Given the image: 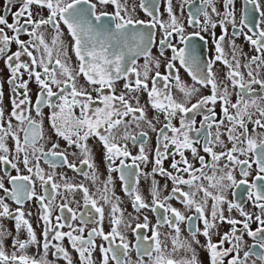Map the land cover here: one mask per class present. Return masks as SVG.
<instances>
[{
	"label": "snow or ice",
	"instance_id": "6c2138e0",
	"mask_svg": "<svg viewBox=\"0 0 264 264\" xmlns=\"http://www.w3.org/2000/svg\"><path fill=\"white\" fill-rule=\"evenodd\" d=\"M235 2L4 0L0 264H264V5L244 0L237 22ZM202 32L214 44L206 59ZM32 201L39 234L24 211Z\"/></svg>",
	"mask_w": 264,
	"mask_h": 264
},
{
	"label": "flooded vegetation",
	"instance_id": "af4514ba",
	"mask_svg": "<svg viewBox=\"0 0 264 264\" xmlns=\"http://www.w3.org/2000/svg\"><path fill=\"white\" fill-rule=\"evenodd\" d=\"M174 2V6L179 2V0H173ZM220 3V0H218V4ZM261 3L262 5H264V0H261ZM3 6H4V0H0V14H3ZM19 7V5H15L12 9V11H16V9ZM250 7V6H249ZM244 8V0H236L235 2V9H236V19H237V22H239V19H240V16H241V12H242V9ZM163 6L161 8V11L163 12ZM109 11H111V8H109ZM137 15L139 16L140 19H149L147 16H145V14L142 12V11H137ZM164 19H167V15L165 14ZM8 19H9V22H12V18H11V15L9 14L8 16ZM182 19H186V13H185V17H182ZM186 26V30L187 32H192L193 29L191 27H187V25L185 24ZM62 28H64V31H65V35L67 36V30L66 28L61 25ZM216 31V35L219 36L220 35V28L217 27V29L215 30ZM245 31H247V29H245ZM229 33H231V27L229 26ZM201 35H203L205 37V41L207 42L206 43V46H204V42H201L199 40L196 41L197 44H200L201 47L198 48V52H200V54L202 55L203 58H207L208 56H212L214 55V44H213V41H212V37L208 34V33H204L202 32ZM47 39H50V37H47ZM160 38V33L159 31L157 32V41L159 40ZM21 39H28L27 36H21ZM177 43L178 46H182V45H179L178 43V38L177 40L175 41ZM236 43L237 45L243 47L244 51L245 52H249L250 50V46L247 44V42L244 40V38L241 36L239 38H236ZM16 50V45L13 44L12 45V51H15ZM225 50L227 51L228 50V46H227V43H225ZM153 53L156 54L157 53V49L154 47L153 48ZM166 55L170 56L171 55V51L169 50L168 52H166ZM26 59V58H25ZM73 60H75V57L73 56ZM139 63H143V58H141L139 61ZM220 65H219V62H217V68H219ZM181 77L184 81H186L188 84H192V80L191 78L188 76L187 72L184 70V69H181ZM221 75H223L221 73ZM7 77H8V70L7 68L4 66V61L2 59H0V82H3L4 83V93H5V96H4V105L10 110V103H9V94H10V87L9 85L6 83V80H7ZM26 78V77H25ZM122 83V82H121ZM32 89H33V100H35V92H36V85L33 83L31 85ZM204 91V94H208V91L207 90H203ZM235 100V97H233V101ZM194 102V101H193ZM45 111L47 112V109H45ZM216 111H217V114L219 116V112H220V109H219V105H217L216 107ZM199 117H197V120L199 121ZM45 127L47 128V124L45 125ZM251 127V126H250ZM90 144H95L94 141H89ZM62 146H63V142H61ZM153 146H154V137H153V142H152ZM230 146V145H229ZM130 150L133 152V154H136V151L137 149L135 148H130ZM95 162L99 168V171L100 173L102 174L100 179L103 180L106 178L107 176V172H106V166L105 164L103 163V157H102V150L100 149V147L97 145L95 147ZM71 159V157H70ZM128 163H130L131 161H127ZM42 166L45 167V169L47 170V166L46 165H43V163L41 162ZM165 166L167 167V162L165 164ZM22 167V166H21ZM150 167V166H149ZM87 170V169H85ZM61 171H64L63 169H57V172H61ZM13 175H15L16 173L13 171L12 172ZM24 174H27L26 172ZM67 174L69 177H72L73 180L77 183H84L86 186L89 187L90 191L91 192H95L96 190V186H94L91 181L89 180H86L83 176H80V175H75L73 174L70 170L67 171ZM113 177H114V183H115V190L117 192L118 195L121 196L122 200H123V203L121 205V207L125 208L126 209V213L125 215H127V213L129 212H132L133 209L131 208V204L128 200V198H126L124 196V193L121 191V187H120V181L118 179V174L116 173H113ZM157 179H159V177H157ZM164 181L161 180V184H163ZM171 188V184L169 183V189ZM140 189L142 191V193L147 197L148 196V185L147 183L141 179V182H140ZM187 190V189H186ZM37 191L39 192L40 191V188L39 186H37ZM165 195L167 194L166 192L164 193ZM231 198V197H230ZM77 199H79V195L77 196ZM57 203H59V198H57ZM172 203L174 204V206L176 207H180V205L176 202V201H172ZM249 210H252L251 209V206L248 205L247 206ZM36 210H37V206L35 204L34 201L32 202H28L25 204V207H24V211L27 213L28 211H31L33 213V216L30 218L32 224H33V227L36 228L38 234H39V231H40V228L39 226L37 225V217L35 215L36 213ZM107 211H108V208L106 206L105 208V214L107 215ZM150 220L152 221V223H155V214L151 213V212H147L146 213ZM233 215H238L237 213H233ZM11 226V224L9 223V227ZM91 227V225L89 226ZM104 227H105V231H109V227H108V223L107 221H105V224H104ZM184 226L182 225V228ZM202 227V225H201ZM253 228H255V225L252 226ZM68 229H64V231H67ZM228 230V226L225 225L223 228H222V231H226ZM162 231H168V229H162ZM185 235L187 234L186 233V230H185ZM23 235V234H22ZM87 235V230L85 231V236ZM129 239L131 240L132 239V236L131 234L129 233ZM201 241L203 242V237H200ZM214 239H218L216 237H214ZM246 239L248 240V243L251 244L252 241L250 238H247ZM65 245L68 244V241L65 240L64 241ZM97 243H100L99 240H97ZM32 250H30L31 252ZM73 255L75 256L76 254L73 252ZM96 257L99 256V253H95L94 254ZM51 258V257H50ZM132 258L135 259L136 256H135V252L133 251L132 253ZM201 259H206V254L204 253H201Z\"/></svg>",
	"mask_w": 264,
	"mask_h": 264
}]
</instances>
